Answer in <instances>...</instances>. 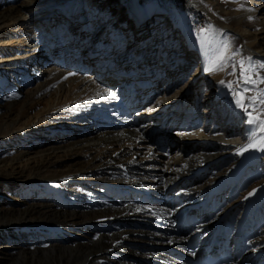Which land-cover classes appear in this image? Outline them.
<instances>
[{
  "label": "bare ground",
  "instance_id": "bare-ground-1",
  "mask_svg": "<svg viewBox=\"0 0 264 264\" xmlns=\"http://www.w3.org/2000/svg\"><path fill=\"white\" fill-rule=\"evenodd\" d=\"M90 1L23 0L0 13V36L23 38L0 56V110L9 114L0 139L11 148H0V264H182L176 252L206 241L224 217L232 251L246 249L232 264H264V132L236 95L248 106L245 89L257 88L241 82L238 55L264 76V3L219 20L197 0H154L156 22L144 0ZM50 5L33 25L29 15ZM120 23L131 26L132 51L164 49L174 65L131 72L106 57V71L88 73V57ZM260 109L248 106L264 120ZM171 127L182 135L169 151L162 135ZM187 212L201 222L184 233Z\"/></svg>",
  "mask_w": 264,
  "mask_h": 264
},
{
  "label": "rangeland",
  "instance_id": "rangeland-1",
  "mask_svg": "<svg viewBox=\"0 0 264 264\" xmlns=\"http://www.w3.org/2000/svg\"><path fill=\"white\" fill-rule=\"evenodd\" d=\"M22 1L23 0H0V13L3 12V11H5L7 8H10V7L16 8L17 6H19L22 3ZM248 1L249 0H197V2H199L200 5H202V7L204 6L206 10H208L213 16H215L219 20H223V19L225 20L226 17L233 18V17H235L237 15H241L242 13H245V11L249 10L250 7H252V8L254 7L255 9H257L260 6L259 4L264 3V0H252V2H255V3H250ZM94 2H92V3H94ZM60 3H62V2H60ZM70 5H73V7H75V8H76V6H78V4H75L74 5L73 1H71ZM154 5L157 7V5L154 2V0H144V6H145V9H146L149 17H150V21H153L154 20V21L157 22V11L155 10V6ZM51 7L52 6L50 5L49 8H46L45 10H43L40 13L34 12L31 15H29V20L31 21V23L33 25H38L39 24V21H41L44 18L43 16H46V13L50 11ZM182 11H183V9L180 10V12H182ZM196 11H197L196 8L193 7V5H191L190 6V12L195 13ZM180 12H178V16H179V17L177 16L178 17V20L179 19L182 20V18H181L182 16L181 15H183V14H181ZM225 12H227V14H224ZM259 17L261 19H264L263 13L261 15H259ZM202 18H204L203 15H200V20H202ZM250 23H254V20L251 19L250 20ZM168 26L170 28V24H168ZM9 30L7 32L6 31L3 32L4 33L3 34L4 36L3 35L0 36V56H6L8 54V53H4L5 54L4 55L2 53V51H1V49H3V48H9L10 45L12 44V41H15L16 42V41H19V40H23V38H18L17 35H14L13 36V34H11V31L12 30H10V31ZM164 44L166 45V42ZM241 48H243V47L241 46ZM245 57L246 56H243V55L240 56V55H238V61L239 62L240 61H245L246 64L250 63L251 66L254 69H256V67H255V65L253 63V59L252 58H248V57L245 58ZM46 62H48V63H45L44 66L46 65V67H48V65L50 64L49 62H51V61H47L46 60ZM189 65H191V64H189ZM239 69H240V67H239ZM256 71H257V69H256ZM257 72L259 73V76L260 77H264L263 74L260 71H257ZM84 74H87V73H84ZM182 76L184 77V74H182ZM180 79H181V81L178 82V84L176 85V87L183 85V78L181 77ZM253 79H256L255 73H253ZM164 83H165V81H163L161 84H158L159 91L158 92H155L154 91L155 93H157V96L155 98L154 97H151V99H152L151 101L152 102L146 101L145 104L141 108H139V111H143L147 107H150L153 104L154 100L157 99V97H159V95H160L159 92H161V88L163 89V86L162 85ZM119 86H120V84H118V87L117 88H119ZM256 86H257L256 89H252V88L249 89V92H252L253 93V96H257L258 92L260 91L259 90V87H258L259 86V82L258 81H257V84L255 85V87ZM261 86H262L261 88H264V84H261ZM26 89L27 88L25 87V85L22 84V88L20 90V92H22L21 95L24 94V93H26ZM176 89L175 88L170 89L168 91V93H167V96L174 94L176 92ZM186 95L187 94H185L184 96H186ZM253 96H251V97H253ZM183 97L181 98V100H185V99H183ZM24 98L25 97L22 95V96H20V98H18L16 100L17 101V104L15 105L14 110H13L14 112H12V113L15 114V112L18 111L16 107H21L22 102L24 101ZM47 103L48 102L46 101V104ZM146 103H148V104H146ZM4 104H5L4 102L1 103V105H4ZM180 104L185 105L184 101H182V102L180 101ZM44 108H43V106L39 107V109L37 110L38 112L37 111L36 112L34 111V113H32L33 114L32 117H35L36 118V116H38L37 114H39L42 110H44ZM66 108L69 109V107H66ZM137 111L138 110L134 111L133 114L137 113ZM3 115H5V116H3ZM8 115H7V113H5L4 110H0V118L1 119L4 120L5 118H8L7 117ZM1 116L4 117V118H2ZM1 119H0V125L3 123ZM61 121L64 122V123L68 122V120H61ZM57 123H59V122H57ZM52 127H57V125H54ZM211 127H212V125L209 123L208 129H211ZM68 129H72V128H68ZM170 129L171 130H169L166 135H162V138L163 139L165 138L166 148L169 151H172V148L175 146V143H176L175 142V139L180 140V136L182 135V133H180L178 131V129H174L173 127H171ZM169 138H171V139H169ZM146 142H148L149 144L153 145V143H152L153 140H152V138H151L150 135H147L146 136ZM6 143L8 145H10L8 143V139H6L5 137L4 138H1L0 139V148L1 147H4V146L9 148L8 145L7 146L5 145ZM189 147H191V145L187 144L186 145V151L187 152H189L187 150V148H189ZM9 149H11V148H9ZM6 154H8L10 157H11V155H14L13 153H6ZM160 154H162V153H160ZM9 156H7V157H9ZM65 164H69V161H65ZM204 173H207V171H204L202 174H204ZM199 177H200L199 174L197 176H195V178H197V179ZM10 184L11 185H9V186L20 187L21 190L23 188V184L17 183L16 181H12ZM9 196L12 197L11 195H9ZM134 223H136V220L130 222V224H134ZM141 224H142V222H141ZM132 228H135V227L133 226ZM131 244H136V242H131ZM138 244H142V243H138ZM172 247H174V246H172ZM6 250H8V249H6Z\"/></svg>",
  "mask_w": 264,
  "mask_h": 264
},
{
  "label": "snow or ice",
  "instance_id": "snow-or-ice-1",
  "mask_svg": "<svg viewBox=\"0 0 264 264\" xmlns=\"http://www.w3.org/2000/svg\"><path fill=\"white\" fill-rule=\"evenodd\" d=\"M227 47V46H225ZM220 59H223V54L221 55ZM239 67H240V76H241V82L245 85H253L255 86L257 84V81L259 84H264V77H260L259 73L254 69L250 63L246 64L245 61H240L239 62ZM260 68L264 69V64H261L259 66ZM209 71H215V67L209 68ZM253 73L256 75V79H253ZM223 83V82H222ZM249 91V89H245V92ZM111 95V93H109ZM237 103L238 105L248 113V115L251 117L249 120V123H257L258 127L261 132H264V120H261L260 116H252L251 112H248V106L255 105V104H260L264 105V90H260L257 94V96H253L250 98L248 101V106L244 103L245 101V96L243 93H237ZM259 111H264V109H260ZM261 150H264V146L261 147Z\"/></svg>",
  "mask_w": 264,
  "mask_h": 264
}]
</instances>
